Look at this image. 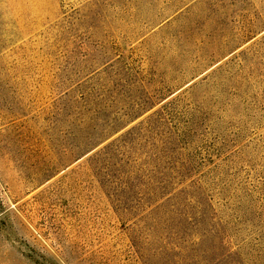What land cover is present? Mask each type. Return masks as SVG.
Returning a JSON list of instances; mask_svg holds the SVG:
<instances>
[{"label":"rangeland","instance_id":"obj_1","mask_svg":"<svg viewBox=\"0 0 264 264\" xmlns=\"http://www.w3.org/2000/svg\"><path fill=\"white\" fill-rule=\"evenodd\" d=\"M0 264H264V0H0Z\"/></svg>","mask_w":264,"mask_h":264}]
</instances>
